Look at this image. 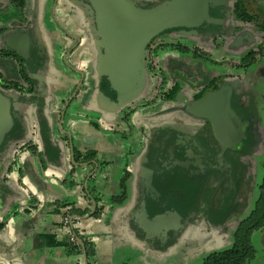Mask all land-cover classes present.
I'll return each mask as SVG.
<instances>
[{
	"label": "flooded vegetation",
	"instance_id": "af4514ba",
	"mask_svg": "<svg viewBox=\"0 0 264 264\" xmlns=\"http://www.w3.org/2000/svg\"><path fill=\"white\" fill-rule=\"evenodd\" d=\"M97 2L133 11L173 4L174 21L144 50L124 52L113 63L99 36L92 5ZM252 38L259 45L252 54L264 55V0H0V95L11 118L0 163L5 165L9 153L14 158L18 150L38 146L44 155L53 148V163L87 164L74 161L75 153L93 152L74 147L69 128L75 123L68 119L75 113L88 127L117 134L123 175L129 176V163L136 165L133 193L147 212L148 238L166 239L173 231L168 218L160 227L153 221L175 213L179 232L200 230L221 245L226 232L249 216L244 209L257 186L255 159L264 156L263 106L246 84L247 62L255 57L232 54ZM203 50L229 53L231 63L223 59L204 69L185 58L205 56ZM111 69L129 71L120 89L124 105L108 78ZM47 80L53 81V104ZM128 83L140 84L139 93ZM58 89L66 91L59 101ZM219 92L218 100L229 106L213 113L226 117L222 142L210 121L189 113L193 103ZM133 96L140 99L132 101ZM0 110L3 117L1 105ZM258 168L264 171V162Z\"/></svg>",
	"mask_w": 264,
	"mask_h": 264
},
{
	"label": "crops",
	"instance_id": "0c3cea01",
	"mask_svg": "<svg viewBox=\"0 0 264 264\" xmlns=\"http://www.w3.org/2000/svg\"><path fill=\"white\" fill-rule=\"evenodd\" d=\"M67 85L72 87L73 84ZM47 87L49 101L53 104L52 80H47ZM65 92L61 91L56 99L64 98ZM79 99L81 101V97ZM74 115L68 119V123H75L69 128L72 129L74 147L79 153L90 150L96 154V160L91 162L97 163L98 167L94 177L87 182L89 194L83 193L81 188H84L87 175L95 170L92 163L82 167H70L65 161L53 163L51 147L46 155L38 146L32 150L29 147L18 150L14 158L9 153L5 165L0 163L3 169L0 178V264H85L83 250L75 249L77 245L82 249L84 242L93 251L87 264H105V260L114 254L116 224L130 225L125 229L128 232L136 228L145 234L143 229L148 230V218L143 215L139 218L143 229L131 227L133 215L124 206L126 200L121 206H113L122 181L127 184L126 191L133 190L137 183L134 163L127 167L129 176L123 175L124 150L117 145V134L94 130L81 121V116L78 119ZM55 138L60 139L59 136ZM115 170L121 175L116 177ZM93 201L100 211L96 217L93 213L86 219L93 210ZM106 204L111 206L109 214L104 211ZM71 209L84 213L80 217L72 216L80 220V227L74 232L77 244L70 243L67 228L60 223L62 215L69 214ZM64 243L69 247H64Z\"/></svg>",
	"mask_w": 264,
	"mask_h": 264
},
{
	"label": "rangeland",
	"instance_id": "374dc122",
	"mask_svg": "<svg viewBox=\"0 0 264 264\" xmlns=\"http://www.w3.org/2000/svg\"><path fill=\"white\" fill-rule=\"evenodd\" d=\"M252 39V43L249 46L244 45L245 47H242V45H239V47L236 48L237 50H232V54L238 52L243 56L248 53L252 54V52L255 51L253 48L259 47L258 41H256L255 38ZM241 50L243 52H241ZM203 51L206 52L205 56L185 58H188L190 63L197 64L204 69L211 68L214 62L223 59L231 63L229 60L231 57L229 53H223V51L216 53L215 50ZM252 55L255 58L247 62L246 73L248 80L246 84H248L247 86L253 93V96L256 97L258 106H263V109L259 110V122L262 129H264V73L262 74L264 69V55L256 53ZM180 59L183 60L184 56H180ZM262 162H264V156L255 159V167L257 166L255 185L258 186L260 184L261 187L263 186L264 171L258 167ZM114 174L116 177L121 175L118 170H115ZM125 187H127V184H125ZM256 188H254L253 191L251 190L249 196L246 197L244 211L247 215L248 213L250 215L253 211L257 212L255 216H258V214L263 215L264 203L263 201L261 203V191L258 192ZM133 191L134 190L128 189L125 192L126 201L124 200V206H127L131 211V215H133L134 223L131 227L135 225L138 229V227L142 228L139 223V218H141L143 214V209L139 207L137 195L134 194ZM119 195L117 197H119ZM121 205L122 202L118 205H116V202H113V206ZM110 207L111 206L107 204L104 207L106 214H109ZM174 216H176L175 213L162 214L153 221V224L155 223L160 227L166 218H168L165 223H168L173 231L168 234L166 239L163 237V241L161 239L154 240L153 238H148L149 227L147 233L142 234L137 231L135 227V231H126L125 229L130 226L128 224L124 223L125 225L123 226L116 224L113 238L114 254L112 257L105 260V264H204L206 259L212 254L224 251L231 246V234H234L235 230L234 232H226V241H224L223 244L214 245L211 241H208L210 240V236L209 238L203 237V233L200 234L199 232L200 230H198V233L193 229H189L187 232L184 230L179 232L177 229L179 226V219ZM258 220L260 227L254 231L251 236L253 253L245 260L244 264H264V215ZM85 223L86 221L83 222V225ZM159 230L160 228L155 229V233ZM163 232L164 234L166 233L165 231Z\"/></svg>",
	"mask_w": 264,
	"mask_h": 264
},
{
	"label": "water",
	"instance_id": "95a60500",
	"mask_svg": "<svg viewBox=\"0 0 264 264\" xmlns=\"http://www.w3.org/2000/svg\"><path fill=\"white\" fill-rule=\"evenodd\" d=\"M95 8L96 15L99 18L98 25L100 27L99 36L101 38L102 44L106 50V54L113 63L120 60L121 54L124 52H130L132 50H144L146 43H148L151 38L156 36L158 33L165 29L170 28L173 19L171 15L175 13V5L169 4L166 6L155 7L148 11H133L132 9H126L123 5L116 4L112 6H107L105 2H97L92 4ZM210 21V20H208ZM197 25V24H194ZM139 70H137L138 72ZM129 71H123L119 69L107 70L108 78L112 86L118 91V101L120 105H124L126 102L123 100L120 89L123 88L122 81L125 80V74ZM127 86H133V90L137 87L135 84L129 83ZM141 85L137 87V92L139 93ZM128 88V87H127ZM135 90V91H136ZM134 91V92H135ZM136 92V95H138ZM133 95H135L133 93ZM221 96V92L205 95L199 101L193 103L189 109V113L195 117L203 118L210 121L214 135L216 139L222 142L223 133V121H226V117L223 115H215L214 111H227L228 101H219L218 98ZM139 96H133L132 101H138ZM131 101V102H132ZM0 105L3 108L4 116L0 115V143L2 142L5 134L11 127V118L8 113V102L3 99L0 95ZM1 114V110H0ZM3 121V123H2ZM228 125V124H227ZM72 163H75L72 160ZM95 166V170L87 175L84 182V189L87 191V182L94 177L97 172V163L90 162L89 164H84L83 166H88L90 164ZM82 167V166H81ZM96 203L93 201V210L90 215L86 217L89 218L95 212ZM143 217L148 218L147 212L143 207ZM78 218V217H77ZM144 232L147 233L145 229ZM81 244V242L79 241ZM83 250V257L85 264H87V255L83 244H81Z\"/></svg>",
	"mask_w": 264,
	"mask_h": 264
},
{
	"label": "trees",
	"instance_id": "16d2710c",
	"mask_svg": "<svg viewBox=\"0 0 264 264\" xmlns=\"http://www.w3.org/2000/svg\"><path fill=\"white\" fill-rule=\"evenodd\" d=\"M53 159H56L54 152H53ZM94 159H95L94 152H88L86 156H82L78 153L74 154L75 162L90 163ZM120 189H121V195H119V197L114 198L113 202L121 203L125 200L126 187L124 181L121 182ZM85 193L89 194L88 189L87 192ZM262 201L264 203V180H263V186L261 187V203ZM65 206L66 205H64V207ZM99 211L100 209L96 207L93 217H96ZM255 213L257 212L253 211L246 218V220H244L242 223L239 224L238 228L235 230V233L232 236L231 246L224 251L216 252L212 254L210 257L206 259L204 264H244L245 260H247V258L253 253V248L251 246V236L252 233L260 227L258 223L259 221L258 219H260L264 215V209H263V215L258 214V216H255ZM69 214L71 216H78V217L84 215V213H81L76 209H71L69 211ZM1 227L2 224H0V228ZM63 245L64 247L65 246L69 247V244L67 243H64ZM75 249L78 252L82 251L79 245H77ZM84 249L87 255V259L92 258L93 251L86 242H84ZM73 251L75 250L72 249V252Z\"/></svg>",
	"mask_w": 264,
	"mask_h": 264
},
{
	"label": "built area",
	"instance_id": "2783aa9c",
	"mask_svg": "<svg viewBox=\"0 0 264 264\" xmlns=\"http://www.w3.org/2000/svg\"><path fill=\"white\" fill-rule=\"evenodd\" d=\"M60 223L62 226L67 228L70 243L77 244V239L74 232L80 227V220L78 218L72 217L68 213H65L62 215Z\"/></svg>",
	"mask_w": 264,
	"mask_h": 264
}]
</instances>
